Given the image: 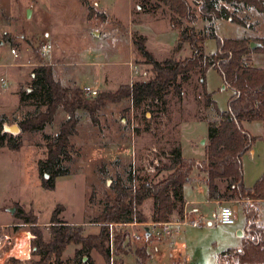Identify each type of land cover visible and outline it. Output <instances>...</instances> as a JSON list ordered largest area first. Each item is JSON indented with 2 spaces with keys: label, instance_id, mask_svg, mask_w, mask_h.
<instances>
[{
  "label": "rangeland",
  "instance_id": "obj_1",
  "mask_svg": "<svg viewBox=\"0 0 264 264\" xmlns=\"http://www.w3.org/2000/svg\"><path fill=\"white\" fill-rule=\"evenodd\" d=\"M84 1L85 4L80 0H0V119H5L8 126L17 125L28 110L20 108L18 92L20 89L30 92L31 72L37 63L34 50L44 62L52 63L55 77L62 79L64 86L93 87L91 85L99 79L97 88L94 87L97 93L115 91L120 85L145 78L148 66L134 63L130 45L133 33L145 38V48L157 62L171 55L175 59L190 56L186 45L173 51L177 31L169 27L164 8L151 13L144 10L145 7L140 9L141 0ZM87 7L93 9L90 16ZM232 7L229 9L232 21L215 22L216 36L264 39V13ZM193 11L197 12L195 7ZM194 26L202 30L203 23L198 19ZM43 45L50 47L46 55H41ZM214 50L215 41L205 39L203 54L208 56ZM247 63L264 69V54L250 53ZM204 82L216 108L225 111L231 91L212 69L205 72ZM180 86V100L170 89L160 101L108 105L100 113L98 128L83 117L77 125V134L70 138L74 147L72 174L57 178L54 190L43 189L38 175L37 162L46 155L42 133L20 131L15 135L21 143L18 151L1 148L0 264H13L10 259L18 260L17 264H32L37 260L31 253L30 226L15 216L17 209L35 216L38 225L45 229L55 207L61 205L64 210L59 214L60 220L80 226L83 236L96 235L99 226L91 220L102 210L104 198L113 196L111 179L124 176L128 170L138 177L150 178L154 167L167 163V153L175 140L183 158L196 163L203 161L206 125L216 117L211 106L203 105L197 72ZM62 118L63 115H56L54 123L44 133L53 135ZM241 126L250 135L260 137L251 146L253 155L245 154L241 160L243 185L248 188L264 171V125L252 122L241 123ZM201 139L203 144L200 145ZM102 165L107 176L100 172ZM189 177L202 180L203 174L193 168ZM189 187H185L187 199L199 202L197 226L179 228V235L172 237V252L176 253L178 264H215L216 255L222 250L238 247L237 231L243 227V217L238 208L232 226L214 222L215 208L204 203L205 187L196 184L191 185L193 190ZM147 202H143L140 209L144 216L151 211ZM231 204L233 202H223L221 207L231 208ZM11 207H14L13 214L6 211ZM257 207L264 225V203ZM140 226L150 228L145 224H139L137 229L115 228L121 232L122 239L117 250L112 239L114 234L111 235L110 264H147L146 260L141 263L134 250L157 237L149 235L145 239ZM180 243L184 246L177 248ZM74 250L72 245L67 247L62 255L64 264H77L72 259ZM168 253V249L163 248L157 259H152L150 254V262L167 263ZM89 257L94 264H106L94 250L89 252Z\"/></svg>",
  "mask_w": 264,
  "mask_h": 264
},
{
  "label": "trees",
  "instance_id": "obj_2",
  "mask_svg": "<svg viewBox=\"0 0 264 264\" xmlns=\"http://www.w3.org/2000/svg\"><path fill=\"white\" fill-rule=\"evenodd\" d=\"M85 4L84 0H80ZM251 9L264 13V0H141L140 9L156 13L162 8L167 13L168 25L177 31L173 51L186 45L190 56L175 59L172 55L157 62L145 48V38L133 33L130 36L134 63L148 66L145 78L130 84L120 85L115 91L97 93L93 97L85 96L77 85L64 86L55 77L51 64L43 61L39 52L34 50L36 65L32 69L28 92L20 89L18 98L20 108H28L23 118L17 123L21 133H42L46 141L44 160L37 162L41 187L54 190L55 180L70 176L72 171L71 152L74 147L70 138L77 134V125L86 117L91 125L98 128L100 113L108 105L122 102L131 104L142 101L162 100L163 95L172 90L180 100V83L187 82L193 73L199 74V84L204 107L211 106L216 117L206 125V144L204 160L197 167L203 174L202 182L209 201L233 202L241 204L245 232L237 249L228 248L216 255L215 264H264V227L255 224L256 209L248 205L250 201L264 200V171L251 187L243 185L241 157L251 149L259 136H252L242 129L241 123L260 122L264 125V69L247 63L252 52L264 54V39L254 38H219L214 32L218 20L232 21L229 9L233 7ZM196 8V13L193 11ZM141 9V10H143ZM88 16L93 9L87 7ZM149 12V11H148ZM203 23L202 30L195 28L197 20ZM215 41V50L205 56L202 44L205 39ZM255 42L259 48L249 49V43ZM208 69L215 71L222 84L231 91L226 110L219 111L211 100V94L205 90L204 75ZM30 109V110H29ZM63 115L57 131L53 135L44 133L55 120L56 115ZM0 119V149L18 151L21 143L15 136L2 133ZM167 153V163L154 167V174L138 177L132 170L124 176L111 179L110 189L113 196L104 198L102 210L91 220L99 226L96 235L83 236V229L59 219L64 207L57 205L47 228L38 225L35 216L17 209L15 216L30 226L32 234V255L37 260L32 264H64L62 255L68 246H74L73 260L77 264H94L89 252L94 250L110 264L111 235L114 245L119 250L121 232L115 228L124 224H162L171 221L174 214H181L183 205L182 187L189 181V176L196 163L181 156L179 144L173 141ZM100 172L107 176L104 165ZM48 176V179L46 178ZM146 200L151 201L148 216L141 212ZM141 263L146 260L143 248L134 250ZM86 259V262L83 259ZM17 264L16 259H10Z\"/></svg>",
  "mask_w": 264,
  "mask_h": 264
},
{
  "label": "crops",
  "instance_id": "obj_3",
  "mask_svg": "<svg viewBox=\"0 0 264 264\" xmlns=\"http://www.w3.org/2000/svg\"><path fill=\"white\" fill-rule=\"evenodd\" d=\"M52 65V63H50ZM19 66H22L20 64H17ZM53 67V70H54V66L52 65ZM62 80V79H60ZM98 82L100 83L99 79H97L96 83L95 84H92L91 86L93 87H96L98 86ZM63 83V81H62ZM263 135H264V126H263ZM115 147H113L114 149ZM107 149V148H105ZM181 153V152H180ZM253 155V151L252 149H250L249 151L245 152L243 154L242 157H244V155ZM242 157H241V160H242ZM202 162V161H201ZM201 162H198L196 163V166L195 168L197 169V167L200 165ZM242 174H243V170H242ZM257 180V179H256ZM195 181V182H194ZM192 184H196V185H202L204 186L202 180L200 179H197V180H193L189 177V181L187 183H185L182 187V197H183V205H182V208H181V214L180 215H176L174 214L171 218V221L166 223V227L168 229V234H161L157 237V239L155 241H150L151 239L149 240H145L146 242L142 243L141 246L139 248H143L144 249V253L146 255V261H147V264H152L150 262L151 258H150V254H152V259H157L159 256H160V252L163 250V248L165 249H168V258H169V262L167 263H162V264H178L176 263L177 262V259H176V253L172 252V247L174 246V243L172 242V237L173 236H178L180 231H179V228H183V227H186V226H191V227H196L197 226V222L195 221L196 219H198V214H199V209H198V205H199V202L197 201H194V200H190V199H187V195H186V191H185V187L186 186H189L191 187ZM189 187V188H190ZM205 187V186H204ZM191 190L192 187L190 188ZM204 193H205V201L204 203H208L209 205H212L213 208H215V215H214V219L213 221L217 223L216 221V215H217V212L219 210V208L222 206V203L220 202H217V201H209L207 199V195H206V188L204 190ZM149 202H147L148 206L151 207V201L148 200ZM264 203V200H256V201H250L248 202V205L251 206L252 208L256 209L257 211V218H256V221H255V224L258 226L259 224H261V227H264V225L262 224V221H261V218H260V212L257 207L258 204H262ZM238 208L240 209V212H241V205L240 203L236 202V201H233V204H231V209L233 210L234 212V220L236 219V212L238 210ZM242 215V214H241ZM243 217V216H242ZM139 224H136V223H129V224H124L122 226H119V227H130L131 229H137ZM147 226H150V228L148 229V236L151 235V236H155V231L156 230H159L160 227L156 226V225H153V224H145ZM232 226V225H230ZM242 229H240L239 231H237V235L238 237H240V240L241 238L244 236V232H245V224H244V219H243V225H242ZM260 226V225H259ZM144 227L145 226H140V229L144 230ZM147 236V238H148ZM239 245H240V241H239ZM238 245V247H239ZM184 246L183 243H180L179 245H177V248H182ZM237 247V248H238ZM237 248H233V249H237ZM228 249V248H226ZM225 250V249H224ZM222 250V251H224ZM153 264H160L158 263V260H156Z\"/></svg>",
  "mask_w": 264,
  "mask_h": 264
},
{
  "label": "built area",
  "instance_id": "obj_4",
  "mask_svg": "<svg viewBox=\"0 0 264 264\" xmlns=\"http://www.w3.org/2000/svg\"><path fill=\"white\" fill-rule=\"evenodd\" d=\"M41 51V55H46L50 52V47L49 45H43L40 48ZM11 53L14 55V57H17V55L15 54L14 50H11ZM1 82H3L5 84V82L3 81V79H1ZM82 91L84 93V95L88 96V97H93L97 94V90L94 87H82ZM216 221L217 223H219L220 225L223 226H230L233 224L234 221V212L231 208H227V207H220L217 215H216ZM154 225V224H153ZM166 223H162V224H156V226L160 227L159 230L155 231V236H159L161 234H168V229L166 227Z\"/></svg>",
  "mask_w": 264,
  "mask_h": 264
},
{
  "label": "water",
  "instance_id": "obj_5",
  "mask_svg": "<svg viewBox=\"0 0 264 264\" xmlns=\"http://www.w3.org/2000/svg\"><path fill=\"white\" fill-rule=\"evenodd\" d=\"M27 14L29 15L30 14V10L27 11ZM94 35L96 33H93ZM260 45L258 43H255V42H250L249 43V49H254V48H259ZM2 133H6V134H9V135H12V136H15L16 134L20 133V129L17 125H10L8 126L7 124H3V129H2ZM199 144H203V139L200 140ZM47 178V176H46ZM7 212H9L10 214H13L14 212V207H11V208H7L6 209ZM144 236H145V239H147V236L149 234L148 232V228L144 227Z\"/></svg>",
  "mask_w": 264,
  "mask_h": 264
}]
</instances>
